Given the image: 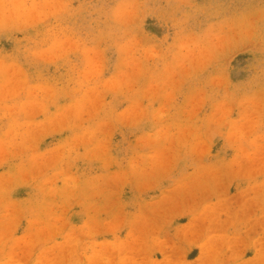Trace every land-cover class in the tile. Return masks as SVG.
<instances>
[{"label":"rangeland","instance_id":"374dc122","mask_svg":"<svg viewBox=\"0 0 264 264\" xmlns=\"http://www.w3.org/2000/svg\"><path fill=\"white\" fill-rule=\"evenodd\" d=\"M0 264H264V0H0Z\"/></svg>","mask_w":264,"mask_h":264}]
</instances>
